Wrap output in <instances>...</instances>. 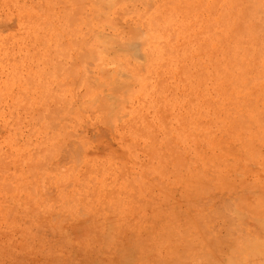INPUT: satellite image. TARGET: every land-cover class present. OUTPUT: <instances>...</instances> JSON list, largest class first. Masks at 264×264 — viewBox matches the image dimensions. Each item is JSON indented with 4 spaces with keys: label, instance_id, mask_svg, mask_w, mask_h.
Returning <instances> with one entry per match:
<instances>
[{
    "label": "rangeland",
    "instance_id": "rangeland-1",
    "mask_svg": "<svg viewBox=\"0 0 264 264\" xmlns=\"http://www.w3.org/2000/svg\"><path fill=\"white\" fill-rule=\"evenodd\" d=\"M0 264H264V0H0Z\"/></svg>",
    "mask_w": 264,
    "mask_h": 264
}]
</instances>
